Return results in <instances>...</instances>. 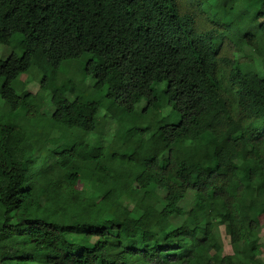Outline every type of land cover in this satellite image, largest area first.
Masks as SVG:
<instances>
[{"label":"trees","instance_id":"16d2710c","mask_svg":"<svg viewBox=\"0 0 264 264\" xmlns=\"http://www.w3.org/2000/svg\"><path fill=\"white\" fill-rule=\"evenodd\" d=\"M15 36L21 53L0 58V264H264V0H0V45ZM85 55L78 87L61 67ZM31 68L36 93L16 83ZM158 97L178 121L142 127Z\"/></svg>","mask_w":264,"mask_h":264},{"label":"rangeland","instance_id":"374dc122","mask_svg":"<svg viewBox=\"0 0 264 264\" xmlns=\"http://www.w3.org/2000/svg\"><path fill=\"white\" fill-rule=\"evenodd\" d=\"M19 39H20L19 36H15L10 47H4V46L0 45V58H4V57H6L12 53L19 55L21 52L16 45V43L19 41ZM87 60H88V55H85L80 61H71V62L63 64L61 67L62 76L70 78L73 81L75 86L79 87L84 83V86L86 87L91 82L90 78H88V77L86 78L83 75L84 66H85V63ZM100 62H98V65L95 67V69L92 73V76L95 80L99 81L100 83H103L105 81V79L107 78V76L109 75L110 67L107 64L100 63ZM42 77H43L42 72H40L39 70H37L35 68H31L29 70V72L21 75L19 77V79L16 81V83L17 82L18 83L23 82L24 90H26L27 92H30V93H36L37 91H39V83H40ZM1 84H2V79L0 78V86H1ZM160 87L162 88V87H164V85L162 84V85H160ZM46 89H47L46 87H42L41 90L46 92ZM74 91H75V87L73 85H71V87L69 88L68 94L71 96V95H73ZM158 98L160 101H158V103L154 104L152 107V110L148 113V115H146L145 118H142L143 120L141 119V121L139 122L142 127L148 128V126H151V127L155 128L158 125V122H160L162 124V123H175L178 121L179 117H178V115H176L175 112H173L172 107L170 105L165 106L164 101L160 97H158ZM1 102L2 101L0 100V103ZM144 103L145 102L142 101L141 103H139L136 106L135 111L137 113H140L142 111V108L144 107ZM45 108L49 109V105H46ZM104 111L105 110L101 107L100 112H99V118L108 119L107 118L108 115ZM125 117L130 118V115L129 116L127 115ZM125 117L122 116L121 119L124 120ZM9 119L14 122L16 118L14 115H10ZM156 120H158V121L156 122ZM148 122H150V123H148ZM98 129H100V127ZM36 130L38 131V128ZM114 130L115 129H113L112 131H114ZM42 131L45 134L44 139L49 140V141L51 140V138H56V136L60 132V130L51 132V130L48 131V130H44V129H42ZM61 133H62V135L65 134L66 143H73V142L78 141V140H83L85 142H90L93 144H97L98 146H101V145H105L109 141L106 134H103V133L100 134L99 130L97 133H93V134H89V135H85V136L82 133H75V135H74V133H69L68 131H64V130H61ZM196 152L198 153V156L200 157V159L203 160L204 156L202 157V155H206V153L205 152H199V150L197 148H196ZM43 156H45V155L43 154ZM135 172H137V169L134 170V173ZM134 176L135 175L133 174L132 178H134ZM3 184L4 183L0 180V185H3ZM82 188L88 190L89 185H84V186H82ZM42 196H43V194L41 193V196H40L41 199H42ZM130 205H131L130 203H126L124 206L126 209L124 211H128L127 208ZM188 205H189V199H187L183 203V206H185V207H187ZM259 221L261 224V233H260L261 235L260 236H261V241L263 243V247L260 251V253H261L260 259L264 261V217L262 215L259 216ZM218 234L220 236V240H221L223 247H224V253H230L231 248L229 246L228 228L224 225L219 226L218 227ZM12 252H13L12 249L8 248L7 253L3 252L1 254V252H0V255H9L10 256Z\"/></svg>","mask_w":264,"mask_h":264}]
</instances>
